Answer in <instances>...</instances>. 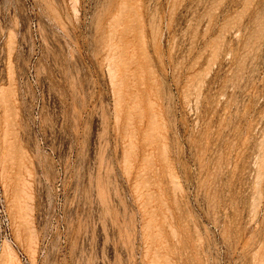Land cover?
Segmentation results:
<instances>
[{"label":"rangeland","instance_id":"1","mask_svg":"<svg viewBox=\"0 0 264 264\" xmlns=\"http://www.w3.org/2000/svg\"><path fill=\"white\" fill-rule=\"evenodd\" d=\"M0 182L32 264H264V0H0Z\"/></svg>","mask_w":264,"mask_h":264},{"label":"built area","instance_id":"2","mask_svg":"<svg viewBox=\"0 0 264 264\" xmlns=\"http://www.w3.org/2000/svg\"><path fill=\"white\" fill-rule=\"evenodd\" d=\"M4 243L9 244L14 249L21 264H32L26 253L16 243L13 237L11 222L5 204L4 192L0 182V250Z\"/></svg>","mask_w":264,"mask_h":264},{"label":"bare ground","instance_id":"3","mask_svg":"<svg viewBox=\"0 0 264 264\" xmlns=\"http://www.w3.org/2000/svg\"><path fill=\"white\" fill-rule=\"evenodd\" d=\"M8 254H9V251H8ZM10 255V254H9ZM9 255H6L5 257H4V264H9V263H11V259H10V257L12 256H9Z\"/></svg>","mask_w":264,"mask_h":264}]
</instances>
